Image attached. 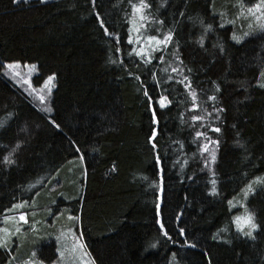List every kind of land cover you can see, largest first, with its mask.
<instances>
[{
	"label": "trees",
	"instance_id": "trees-1",
	"mask_svg": "<svg viewBox=\"0 0 264 264\" xmlns=\"http://www.w3.org/2000/svg\"><path fill=\"white\" fill-rule=\"evenodd\" d=\"M139 2L0 0V228L5 216L29 219L11 251L0 248V264L53 263L71 229L95 264H264V19L244 14L260 0H146L139 35L174 33L150 63L128 55L155 47L136 42ZM9 63L32 64L35 86L54 75L47 104ZM184 76L195 101L178 83ZM161 91L172 101L165 107ZM204 109L212 115L193 122ZM196 131L219 144L203 152ZM243 205L259 226L251 236L237 227Z\"/></svg>",
	"mask_w": 264,
	"mask_h": 264
},
{
	"label": "snow or ice",
	"instance_id": "snow-or-ice-1",
	"mask_svg": "<svg viewBox=\"0 0 264 264\" xmlns=\"http://www.w3.org/2000/svg\"><path fill=\"white\" fill-rule=\"evenodd\" d=\"M41 2L42 3L46 2V0H41ZM129 2L131 3V0H129ZM93 3H95V0H93ZM131 7H132V10H133L134 16L136 14H139V19L141 21H144L145 19H149V18L145 17L144 14H143L145 9H148V8L151 7V5L146 2V0H140V2L138 4H131ZM253 8L254 9L264 8V0H260V3L253 5ZM249 11H251V9H249ZM96 15H99V13H96ZM180 15L183 16L184 14L181 12ZM262 15H264V13H262ZM100 23L103 24L104 21L100 20ZM159 23L162 25L163 21H160ZM201 23H202V21H201ZM206 28L210 29V28H212V25L208 24V25H206ZM262 29H264V26H262ZM105 31L107 32V28H105ZM136 31H137L136 42L144 41V43H149L151 45H154L155 47H145L144 44H141L139 49L132 48V50L128 53V55L131 56L133 53H135V55L140 56L141 58H144L146 56V62H148V63H150L152 61V59H153V56L151 55L152 51L163 49L168 44L173 43V35H174V33H173V31L171 29L168 30L167 33L163 35V38H161V36H159V35H155V36H151L150 35V36L142 37V36L139 35L141 30L137 29ZM248 35H249L248 33L244 34V36H248ZM233 39H237L239 41V40H242L243 37H236L235 34H233ZM128 40H129L130 44L134 43V41H133L131 36H129ZM200 43L203 44V37L200 38ZM175 47L178 49L179 45L175 44ZM117 50L119 51V49H117ZM174 56H175V61H179L181 64L183 63L181 61L180 56L178 54H174ZM159 59L163 60L164 59L163 55H161L159 57ZM113 63H115V61H113ZM13 67H14V64H11V63L7 64V68L12 69ZM171 70L173 72H177L179 69L176 68V67H173ZM163 71L165 73H167L168 72V68H164ZM129 75H133V73L129 72ZM260 76L264 77V71H262L260 73ZM53 79H54V75L48 77V81L49 82L52 81ZM153 79L156 80V82H159L158 78H156L155 76H153ZM173 79L174 78L172 76H167V80H173ZM257 82L260 83V81H257ZM28 83L30 84L31 81H28ZM141 83H143V81H141ZM178 83L183 84L184 88L188 90V93H189V96H190L191 100L195 101L196 98H197V93L194 90H192L191 80L187 76H184L183 80L178 81ZM218 87H219V85H217V88ZM162 91L157 93L158 104H159L160 107H165L168 104H171L172 101L169 100V98L167 96L163 95ZM144 92H145V95H148L146 87L144 89ZM40 99L43 101L45 99V97L43 95H40ZM209 99L215 100L216 97L215 96H211V97H209ZM191 106H192V108H198L199 107V105L196 104V103H192ZM213 110L215 112H219L220 111L219 108H214ZM204 113H205V115H193V116H191V120L193 122H195V121H205V120L208 119V117H210L212 115L211 113L207 112V109H204ZM153 114H155V109L154 108H153ZM9 116H11V113H9ZM216 119H219V117L217 116ZM52 123L55 124V121H52ZM0 126H3L2 122H0ZM56 127L59 128V125L56 124ZM200 127H204V124L202 123L200 125ZM210 130H212L214 132H219L220 131V129L215 127L214 125H210ZM195 137H204L206 139V143L203 145V147L201 149L203 152H208L209 151V145H218L219 144V141H213L210 137H208L206 132L196 131L195 132ZM154 138H155V131H153L152 135L150 136V140L153 141V146L155 147ZM180 143L182 145V142H180ZM237 143L240 144L241 141L238 140ZM17 147H19V142L17 143ZM12 155H13V153L10 152L8 155L4 156L3 157V162H6L9 165L14 164L15 160L12 159ZM156 158L159 159V156L157 155ZM210 158H211L212 161H215L216 156H215V151L214 150L211 152ZM184 163L186 164L187 160H185ZM204 163L207 165L208 161L205 160ZM213 175H215V174H213ZM261 180H262V178H260V177L256 178V182H258V183L261 182ZM212 184H213V187L211 188V192L215 193L217 191V189L215 187L216 181L213 180ZM248 191H254V189L252 188V184L251 183H249L247 185V190H245V193H244L245 197L247 196ZM24 203H26V202H24ZM20 207H23V203L13 205V208H20ZM10 219H15V218L9 217V216H5L4 217L5 221H8ZM235 219H236V222H237V227L239 228L240 231H242L244 233L245 236H251L252 233L254 232V230H256L259 227L255 223L254 214L251 213V212H249L247 214V216L245 218H243V223H241V218L240 217H236ZM18 220L19 221H23L24 223H28L27 215L25 213H20L19 217H18ZM245 226L248 228V231H244ZM161 227L163 228V223L162 222H161ZM180 231L183 234L184 230L181 229ZM19 232H20V228L19 227L15 228V232H12L7 227L0 228V233H3V235H0V248L5 249L6 252H10L11 251V249L9 248L10 238H11L12 235L18 234ZM164 235L165 236L168 235L166 230L164 232ZM76 247L79 248L80 250H83L85 248V245L79 240V238H76ZM84 254L87 255L86 252ZM32 255L35 256V252H33ZM64 255H65V253L63 251H60V256L63 257ZM175 256H176V254L173 253V258H175ZM26 264H37V262L34 261V260H30V261L26 262ZM38 264H43V261H39Z\"/></svg>",
	"mask_w": 264,
	"mask_h": 264
},
{
	"label": "rangeland",
	"instance_id": "rangeland-1",
	"mask_svg": "<svg viewBox=\"0 0 264 264\" xmlns=\"http://www.w3.org/2000/svg\"><path fill=\"white\" fill-rule=\"evenodd\" d=\"M249 9H251V11H249ZM249 9L244 13L245 16L249 18V21L251 20L252 22L263 23L264 15H262V13H264V8L254 9L253 7H251ZM143 14L145 17H147L146 9L144 10ZM131 20L136 23L137 29H140V30L145 28L147 25V19H145L144 21H141L139 19V14H136L134 16L133 10L131 12ZM11 64H14V67L12 69L8 68V73L10 74V76L13 77L18 82V84L25 86V88L30 93H32L37 99H39L42 103L47 104V102H49V97L51 95V92L54 88V79L49 82L48 77H47L40 86H35L33 78H34L35 73L37 72V69L32 64L31 65L30 64H26V65L19 64V63H11ZM28 81H31V83L29 84ZM40 95H43L45 97L43 101L40 99ZM243 207H244L243 212L238 216L241 218V223H243V218H245L247 214L249 213V210L245 208L244 205ZM11 217L15 219H10L6 221L5 225L2 228L7 227L12 232H15V228L17 227H19L21 230V228H23L24 226L22 225L23 221L18 220L19 215H14ZM27 219H28V216H27ZM23 229L18 234H14L13 237L15 235L17 236L23 233ZM244 230L248 231V228L245 226ZM0 235H3V233H0ZM76 238H79V240L85 245L82 236L78 232H76L75 229H71L65 233H62L59 237V240L57 241L58 246H59V249H57L58 257L53 261V263H50V264H95L86 245L83 250H80L79 248L76 247ZM60 251H63L65 253L63 257L60 256ZM85 252L87 253V255L84 254ZM36 254L39 255V251L36 252ZM44 254L46 257H49L51 252L50 250L47 249L44 252ZM38 258L39 260L37 261V264L39 261H43V264H49L46 261V258L45 259L42 257H38Z\"/></svg>",
	"mask_w": 264,
	"mask_h": 264
}]
</instances>
